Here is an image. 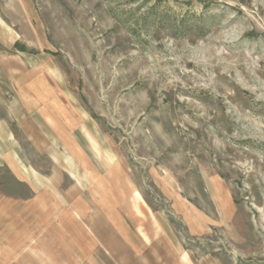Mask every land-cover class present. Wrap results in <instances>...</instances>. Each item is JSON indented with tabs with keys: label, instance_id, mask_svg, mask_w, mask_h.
<instances>
[{
	"label": "rangeland",
	"instance_id": "374dc122",
	"mask_svg": "<svg viewBox=\"0 0 264 264\" xmlns=\"http://www.w3.org/2000/svg\"><path fill=\"white\" fill-rule=\"evenodd\" d=\"M0 55L42 95L38 147L0 137V264H264V0H0Z\"/></svg>",
	"mask_w": 264,
	"mask_h": 264
},
{
	"label": "crops",
	"instance_id": "0c3cea01",
	"mask_svg": "<svg viewBox=\"0 0 264 264\" xmlns=\"http://www.w3.org/2000/svg\"><path fill=\"white\" fill-rule=\"evenodd\" d=\"M32 18L34 20L35 17L33 16ZM8 26L11 27L12 25L8 24ZM32 34L33 37H41V29L38 24L33 26ZM9 40L8 38L7 42ZM11 40L15 43L17 39ZM15 62V59L0 55V77L2 78L0 79V108L7 110L6 116L0 118V137L5 135L4 138L2 137V140L6 141L5 145L13 148L11 156H9L11 162H14V160L21 161L19 149L17 150L20 143L15 132L5 125H9L11 122L19 124L21 132L32 141L34 147H38L41 141L42 121V95L39 85L41 82V67L37 65L29 66L26 63L16 64ZM21 168H23V171L27 170L26 164L23 163ZM32 171V185L37 187L40 181V174H37L39 171L36 167H33ZM34 203H36V198ZM151 233L152 235L148 233L149 237H153V232ZM150 249V245L144 246L142 250L135 249V252L139 251V254L136 255L137 260L134 261V264H222L216 259L197 260L191 258L190 255L181 254L180 249L172 250L173 252L170 253L169 250H165L160 244L153 245L152 249Z\"/></svg>",
	"mask_w": 264,
	"mask_h": 264
}]
</instances>
